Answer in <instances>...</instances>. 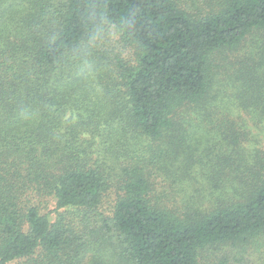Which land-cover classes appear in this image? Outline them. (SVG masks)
Wrapping results in <instances>:
<instances>
[{
	"label": "trees",
	"instance_id": "1",
	"mask_svg": "<svg viewBox=\"0 0 264 264\" xmlns=\"http://www.w3.org/2000/svg\"><path fill=\"white\" fill-rule=\"evenodd\" d=\"M140 140L146 153L129 148ZM195 140H217L215 153ZM252 140H264V0H0V264L257 262ZM198 164L211 205L197 202ZM185 182L196 199L177 200Z\"/></svg>",
	"mask_w": 264,
	"mask_h": 264
},
{
	"label": "rangeland",
	"instance_id": "2",
	"mask_svg": "<svg viewBox=\"0 0 264 264\" xmlns=\"http://www.w3.org/2000/svg\"><path fill=\"white\" fill-rule=\"evenodd\" d=\"M259 33H257L256 31H252L248 38L246 39V42L243 43V41L241 42V45L243 43V46L242 47H245L247 48V50L251 49L254 45V43L256 42L257 38L259 37L260 35V30L258 31ZM250 37V38H249ZM240 45V46H241ZM241 50H244L246 51L244 48H242ZM125 56H129L128 53H124ZM226 68V71L225 72H220L219 71V68H215L214 70H209L208 71V74H209V78H211V76H214V77H217V78H220L222 80H227V75L226 74H229L230 71H229V67H225ZM235 92V91H234ZM234 92H231L229 93L230 96H231V101H233L232 99H234ZM125 95V101H126V92H125V89L123 88L121 90V94L119 95V102H124V96ZM122 102V103H123ZM233 102H231V107L229 109H235L234 106L235 104H232ZM240 112V114L246 119V121L248 122V124L252 127V130L255 131H258L260 132L257 127L255 126L254 122H253V118H251L250 116H248L246 114V112L244 110H240L238 109ZM235 112H238V111H235ZM234 112V113H235ZM117 125V123H116ZM115 126V125H114ZM261 135V138L263 137V134L262 132L259 133ZM212 141H215L217 142V140H195L193 143L194 145L196 146L195 150H196V153H198L199 156L201 157H204L207 153H208V156L210 158L211 155H213L215 152L212 151V149H214L210 143ZM199 143V145H198ZM251 144L253 146H258L260 148H264V140H252ZM147 145H149V142L148 141H145V140H140L138 145H134V146H129V148H138L140 149L142 152L145 150L146 148V151L144 153L147 152L148 150V147ZM99 148L101 150V153L102 154H105L106 153V149H104L101 145V143L98 141V140H95V143H94V148ZM203 149H205L206 151H202ZM113 152V151H112ZM107 160L110 164V166H112V164H115L116 166L114 167V169L111 171V175L113 176V178L117 175L119 169H120V165L118 163V159L115 155H110V156H107ZM206 167L201 165V164H198L196 165L193 170L197 172V174L195 173L194 175H196L198 177V179L202 182V196L197 200L198 204L202 205L203 206H206V205H211L212 204V200L213 198H215L217 196V193H212L210 192L207 187H208V184H207V178H206V175H203V173H206ZM111 170V169H110ZM208 174V172L206 173ZM114 180V179H113ZM189 182H185L184 185H181L179 188H177L178 190V194L176 193V197H177V200L179 199H182L183 200H189L191 195H193V199L195 197H197V193L194 192L192 193V190L190 187H186L188 185ZM163 188H165L166 190H169L168 187H161V185H159V190H162ZM114 190V189H113ZM113 192V191H112ZM115 195L112 194V197L110 200H108L107 198L105 199L104 201V204H103V211L104 212H108L109 211V208L112 204V201L114 199ZM196 199V198H195ZM67 213V212H66ZM73 212H69V214H66V216L69 218L70 215L72 214ZM78 213V212H76ZM223 248H226L228 249V247L226 245H224ZM250 254V253H249ZM249 254H246V264H264V257L262 256L257 262H256V255L257 253H252L249 255ZM256 262V263H255Z\"/></svg>",
	"mask_w": 264,
	"mask_h": 264
}]
</instances>
